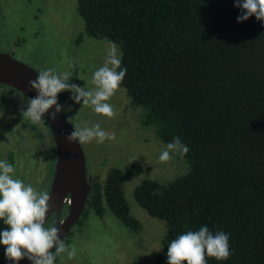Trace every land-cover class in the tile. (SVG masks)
Returning a JSON list of instances; mask_svg holds the SVG:
<instances>
[{
  "label": "trees",
  "instance_id": "16d2710c",
  "mask_svg": "<svg viewBox=\"0 0 264 264\" xmlns=\"http://www.w3.org/2000/svg\"><path fill=\"white\" fill-rule=\"evenodd\" d=\"M77 1L87 34L120 46L121 86L143 109V123L166 145L179 137L189 148L184 173L134 188L139 205L166 223L156 262L167 264L180 234L207 226L229 234L233 253L207 264H264V21L238 22L235 0ZM70 93L57 95L64 112ZM143 170L133 161L93 180L77 225L110 209L140 230L125 180Z\"/></svg>",
  "mask_w": 264,
  "mask_h": 264
},
{
  "label": "rangeland",
  "instance_id": "374dc122",
  "mask_svg": "<svg viewBox=\"0 0 264 264\" xmlns=\"http://www.w3.org/2000/svg\"><path fill=\"white\" fill-rule=\"evenodd\" d=\"M0 9L1 53H10L37 71L51 68L57 74L73 72L70 83L94 89L93 73L103 66L112 41L87 34L77 0H0ZM72 96L71 92L66 101V109L70 107L71 111L64 113L73 127L99 124L116 135L114 141L103 144L95 140L82 144L93 180L103 181L113 168H125L133 161L142 164L141 174L128 175L125 180L131 213L139 218L142 228L131 229L110 209L102 216L90 212L82 226L74 227L72 241L65 242L77 249V256L68 259L66 253L62 254L57 264H159L156 257L163 247L166 223L139 205L134 188L145 178L170 181L187 170L185 160L173 154L171 161H159L167 145L157 136L155 127L143 123V109L132 103L121 85L108 101L117 110L114 119L95 113L82 101L75 103ZM29 99L22 91L0 82V160L14 162V179L49 192L56 163L52 157L54 136L45 116L42 125L23 118L21 110H26ZM41 142L49 146V166L35 163ZM8 228L0 220V231ZM5 247L0 244V264L10 262Z\"/></svg>",
  "mask_w": 264,
  "mask_h": 264
},
{
  "label": "clouds",
  "instance_id": "9594fccd",
  "mask_svg": "<svg viewBox=\"0 0 264 264\" xmlns=\"http://www.w3.org/2000/svg\"><path fill=\"white\" fill-rule=\"evenodd\" d=\"M235 6L241 9V14L237 16L238 22L246 21L253 15L257 20L264 21V0H235ZM121 63L118 45L110 42L103 66L93 73L92 83L95 87L91 90L70 83L73 72L57 74L51 68L39 71L37 78L29 81L30 88L38 94L29 99L21 115L33 125H42L45 113L55 106V110L50 113L51 119L55 120L57 114L64 110V106L57 103L58 93L70 91L75 103L82 101L83 105L90 106L95 113L114 119L117 110L108 101L126 76L127 69L121 68ZM67 110L71 111V108ZM66 139L70 143L86 144L95 140L103 144L106 140L114 141L116 135L106 132L99 124L92 127L74 125ZM188 151V146L179 137H174L160 153L159 161L167 163L174 158L173 154L183 157ZM14 172L11 163L0 160V220L9 226L0 231V244L6 246L5 257L14 262L27 257L32 264H55L57 257L65 253L68 259H74L77 249L74 246L69 248L60 239V229L55 226L45 227L47 213L51 208L49 192L37 191L31 184L14 179ZM152 194L163 195L159 189ZM232 254L229 234L223 231L213 233L207 226H201L199 230L187 231L170 242L167 264H207L206 257L227 260Z\"/></svg>",
  "mask_w": 264,
  "mask_h": 264
},
{
  "label": "water",
  "instance_id": "95a60500",
  "mask_svg": "<svg viewBox=\"0 0 264 264\" xmlns=\"http://www.w3.org/2000/svg\"><path fill=\"white\" fill-rule=\"evenodd\" d=\"M38 72L35 68L16 59L10 53L0 52V82L22 91L29 98H34L38 94L29 85L30 80L37 78ZM57 103L60 104L58 98ZM54 110L55 106L49 109L48 113H45L54 136L58 156L56 172L49 193L51 208L46 218L48 220L53 213H57L55 227L60 229V239L64 240L84 211L91 189L92 176L87 172L86 155L82 144L78 142L70 143L66 139L74 127L70 124L63 110L57 114L55 120L51 119L50 113ZM68 198V215L63 221H60L59 214ZM52 251H54V248ZM9 264H32V262L25 257L19 262L10 261Z\"/></svg>",
  "mask_w": 264,
  "mask_h": 264
},
{
  "label": "flooded vegetation",
  "instance_id": "af4514ba",
  "mask_svg": "<svg viewBox=\"0 0 264 264\" xmlns=\"http://www.w3.org/2000/svg\"><path fill=\"white\" fill-rule=\"evenodd\" d=\"M67 110V109H66ZM65 110V111H66ZM55 142V140H54ZM55 146H56V143H55ZM83 146V145H82ZM84 149V148H83ZM40 152V153H39ZM85 152V151H84ZM37 161H35V163L37 164H42L44 166L48 165L49 163H47V160L49 162V160L51 159V154H50V150H49V146L47 144H45V142H41L40 143V146H39V150L37 151ZM86 155V154H85ZM53 159L56 161L55 165H54V172H53V176L51 178V187H52V183H53V179H54V175H55V172H56V165H57V161H58V156H57V150L55 149V153H54V156H52ZM40 159H42V161H39ZM87 161V159H86ZM14 162H13V167H14ZM49 166V165H48ZM87 172L89 173V175L92 176L91 172L89 171L88 169V166H87ZM93 181V179H92ZM91 181V183H92ZM91 183H90V187H91ZM51 187H50V190H51ZM50 190H49V193H50ZM86 207V206H85ZM85 209V208H84ZM68 212H69V198L66 199L62 209H61V212L59 214V220L60 221H63L67 215H68ZM84 212V211H83ZM83 214V213H82ZM57 213H53L49 218L48 220L46 221V224H45V227H50V226H56V223H57ZM77 225V223L72 227V229L67 233V235L65 236L64 238V242L66 243H70L73 239V237L71 238L70 242H67L66 241V238L68 237V235L70 234V232H72V235L74 233L73 229L74 227ZM83 225V224H82ZM81 225V226H82ZM60 261V256L57 257L56 261H55V264H57L58 262Z\"/></svg>",
  "mask_w": 264,
  "mask_h": 264
}]
</instances>
